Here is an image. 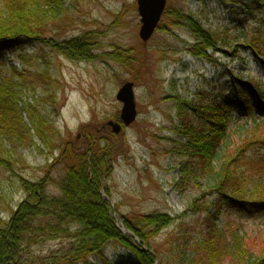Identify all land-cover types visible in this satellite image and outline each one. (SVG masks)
I'll return each instance as SVG.
<instances>
[{"label":"rangeland","instance_id":"rangeland-1","mask_svg":"<svg viewBox=\"0 0 264 264\" xmlns=\"http://www.w3.org/2000/svg\"><path fill=\"white\" fill-rule=\"evenodd\" d=\"M62 10L69 13L72 23L61 38L90 34L95 58L70 62L55 56L49 48L36 46L20 54L5 53L0 58V72L5 74L11 67L32 73L46 69L62 85L54 117L61 137L77 145L91 133L97 136L96 144L108 143L112 158L104 186L110 194L106 197L103 189L100 194L109 201L119 229L129 234L121 217L132 221L140 215H167L172 224L151 242L152 251L165 262L176 260L177 242L200 244L207 222L211 221L219 227L229 225L238 230L248 246L258 252L264 241V213L231 210L210 221L211 192L205 179L190 178L188 166L184 168L189 160L179 154L182 138L175 130L179 126L176 100L189 103L202 92L216 95L228 81L229 72L244 82H261L264 89V66L251 56L247 43L257 31L264 38V7H255L252 0H166L165 10L170 14L164 13L145 43L138 36L140 17L136 0H77L76 6L63 3ZM184 17L197 21L209 35L219 37L216 50L207 54L209 58L199 59L189 53L195 37ZM116 49L126 53L125 64L112 57ZM221 72L225 74L218 78ZM125 83L133 84L137 117L115 135L107 123L119 122L121 104L115 96ZM40 95V91H23L22 102L35 103ZM42 108L51 111L44 104ZM232 119L215 167L224 157L235 153L245 160L256 156L264 160V146L259 144L264 143V119L241 116L238 112L232 113ZM89 148L84 146L82 152L88 155ZM18 155L24 160L22 167L18 165L13 173L0 169L2 220L9 218L8 208L15 210L23 198L18 176L31 182L48 177L51 182L47 196L60 195L56 185L64 178L67 165L59 151L50 156L40 145L20 149ZM261 175L264 177V171ZM59 245L48 242L32 248V257H43ZM106 253L111 262L128 254L114 246H109ZM222 264H229L226 258Z\"/></svg>","mask_w":264,"mask_h":264},{"label":"trees","instance_id":"trees-1","mask_svg":"<svg viewBox=\"0 0 264 264\" xmlns=\"http://www.w3.org/2000/svg\"><path fill=\"white\" fill-rule=\"evenodd\" d=\"M65 2L77 4V0H0V58L5 53L20 54L40 46L70 62L93 60L90 34L61 38L72 23L69 13L62 10ZM252 3L264 7V0ZM164 13L170 14L166 10ZM183 21L195 37L189 53L195 58H209L207 54L216 50L219 37L203 31L192 18ZM263 39L257 31L247 43L251 56L264 66ZM125 54L116 49L111 55L125 64ZM226 79L227 89L222 85L216 95L202 92L189 103L176 100L179 126L175 133L182 138L179 154L189 160L184 167L188 166L187 175L207 182L212 197L210 221L231 210L264 213L263 159L256 156L245 160L235 153L215 167L233 112L264 119L262 83L244 82L231 72ZM23 91H40L41 95L35 103H23ZM60 91L61 83L46 69L32 73L11 67L5 74L0 72V169L13 173L14 168L25 164L18 151L40 145L50 156L59 151L67 165L64 178L56 185L58 197L47 196L51 182L48 177L31 182L18 176L23 198L15 210L8 208L7 220L0 218V264H222L225 258L229 264H264V241L255 252L238 230L229 225L219 227L212 221L207 222L200 244L177 242V258L169 262L151 249V242L172 224L167 215H140L132 221L121 217L129 234L123 233L112 216L109 201L100 194L102 189L106 197L110 194L104 186L112 158L108 143L96 144L97 136L91 133L77 145L61 137L54 123ZM42 104L51 111L45 112ZM84 146L90 147L88 155L82 152ZM48 242H59L60 247L43 257H32V248ZM109 246L128 254L111 262L106 253Z\"/></svg>","mask_w":264,"mask_h":264},{"label":"water","instance_id":"water-1","mask_svg":"<svg viewBox=\"0 0 264 264\" xmlns=\"http://www.w3.org/2000/svg\"><path fill=\"white\" fill-rule=\"evenodd\" d=\"M137 12L140 17V29L138 36L142 42H147L158 28L161 17L166 7V0H136ZM116 101L121 104L119 120L121 124L109 122L107 126L112 128L113 134H118L122 127H129L137 117L133 84L125 83L118 90Z\"/></svg>","mask_w":264,"mask_h":264},{"label":"bare ground","instance_id":"bare-ground-1","mask_svg":"<svg viewBox=\"0 0 264 264\" xmlns=\"http://www.w3.org/2000/svg\"><path fill=\"white\" fill-rule=\"evenodd\" d=\"M222 75V72L221 73H219V76H218V78H220V76ZM220 84V83H219Z\"/></svg>","mask_w":264,"mask_h":264}]
</instances>
